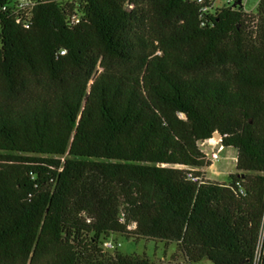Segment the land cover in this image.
Segmentation results:
<instances>
[{
    "label": "trees",
    "instance_id": "16d2710c",
    "mask_svg": "<svg viewBox=\"0 0 264 264\" xmlns=\"http://www.w3.org/2000/svg\"><path fill=\"white\" fill-rule=\"evenodd\" d=\"M12 1L0 264H156L103 250L114 235L175 244L177 264H264V0L203 20L191 0H33L19 22ZM215 134L227 183L203 177Z\"/></svg>",
    "mask_w": 264,
    "mask_h": 264
},
{
    "label": "rangeland",
    "instance_id": "374dc122",
    "mask_svg": "<svg viewBox=\"0 0 264 264\" xmlns=\"http://www.w3.org/2000/svg\"><path fill=\"white\" fill-rule=\"evenodd\" d=\"M259 0H243L244 11L254 13ZM100 70V69H99ZM98 70V71H99ZM219 139L212 138L207 143L200 145L201 151L210 155L218 147ZM235 155L232 151L223 149L219 154V159L210 162L211 168H205L206 173H203L204 180L214 183H227L228 176L235 173ZM112 241L118 242L120 246L117 250L124 255H145L148 259L156 264H177V261L172 260V256L176 252V245H165L158 241H133L127 240L119 235H114ZM199 264H211L208 261H202Z\"/></svg>",
    "mask_w": 264,
    "mask_h": 264
},
{
    "label": "built area",
    "instance_id": "2783aa9c",
    "mask_svg": "<svg viewBox=\"0 0 264 264\" xmlns=\"http://www.w3.org/2000/svg\"><path fill=\"white\" fill-rule=\"evenodd\" d=\"M198 7V17L200 20L205 19V17L209 14H213L216 10L221 9L224 6L230 5L234 2V0H191ZM243 2V0H240ZM34 1L33 0H13L10 4L9 8L12 12L18 17V22L22 20L23 17L28 18L29 12L33 8ZM6 10V7L3 8ZM246 12V11H245ZM249 13V12H247ZM72 24L78 23V18L76 16L71 19ZM27 26V22H24V27ZM207 143V142H205ZM203 143V144H205ZM201 144V145H203ZM223 151V148L219 146L214 152L210 155H205V160L207 162H213L219 159V154ZM192 181L196 184L201 183V180L198 178H192ZM134 228V226H130L129 229ZM120 244L118 242H113L111 240L105 241L102 244V249L105 251H114L116 250ZM258 256L255 258L254 264H257Z\"/></svg>",
    "mask_w": 264,
    "mask_h": 264
},
{
    "label": "crops",
    "instance_id": "0c3cea01",
    "mask_svg": "<svg viewBox=\"0 0 264 264\" xmlns=\"http://www.w3.org/2000/svg\"><path fill=\"white\" fill-rule=\"evenodd\" d=\"M226 150H230V151H232V152L234 153V155H235L234 159H235V161H236V151L233 150V149H226ZM211 167H212V166H211ZM211 167H209V168H211ZM206 170H207V169H206ZM206 170L204 169V170H202V172H203V173H206Z\"/></svg>",
    "mask_w": 264,
    "mask_h": 264
},
{
    "label": "water",
    "instance_id": "95a60500",
    "mask_svg": "<svg viewBox=\"0 0 264 264\" xmlns=\"http://www.w3.org/2000/svg\"><path fill=\"white\" fill-rule=\"evenodd\" d=\"M239 1H240V0H239ZM213 138H217V139H219V140H220V137H219V135H218V134H215Z\"/></svg>",
    "mask_w": 264,
    "mask_h": 264
}]
</instances>
